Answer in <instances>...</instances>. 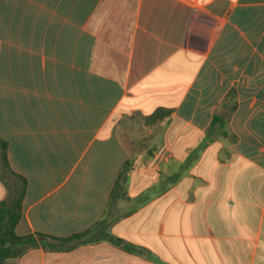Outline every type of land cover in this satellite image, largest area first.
I'll return each instance as SVG.
<instances>
[{"label": "crops", "instance_id": "1", "mask_svg": "<svg viewBox=\"0 0 264 264\" xmlns=\"http://www.w3.org/2000/svg\"><path fill=\"white\" fill-rule=\"evenodd\" d=\"M0 138L11 262L264 264V0H0Z\"/></svg>", "mask_w": 264, "mask_h": 264}, {"label": "trees", "instance_id": "2", "mask_svg": "<svg viewBox=\"0 0 264 264\" xmlns=\"http://www.w3.org/2000/svg\"><path fill=\"white\" fill-rule=\"evenodd\" d=\"M7 148L8 143L0 138V177L4 178V173H2V171H6L17 181L14 189H10L7 199L0 201V264H16L11 261L22 256L29 247L35 246V237L33 235L20 237L15 234V227L21 217V203L26 190V180L11 171L7 158ZM121 178L122 173L119 175L115 184L112 193L113 197L120 186ZM112 195L110 201L111 204L109 203V211H107L103 220L89 230L83 233L74 234L68 238L48 237L52 240V243L49 244V248L53 250L71 249L78 245L107 241L113 246L132 251L131 248L124 244L121 239L112 235L108 230L112 222L120 218L119 215H116L115 212L110 210V205H112ZM38 236L40 238L46 237L44 235ZM71 241H76L77 243L71 246H65Z\"/></svg>", "mask_w": 264, "mask_h": 264}, {"label": "rangeland", "instance_id": "3", "mask_svg": "<svg viewBox=\"0 0 264 264\" xmlns=\"http://www.w3.org/2000/svg\"><path fill=\"white\" fill-rule=\"evenodd\" d=\"M2 173H4V175H3L4 176V182L9 186V193H10V189H14V185H16V182L6 171H4V172L2 171Z\"/></svg>", "mask_w": 264, "mask_h": 264}]
</instances>
